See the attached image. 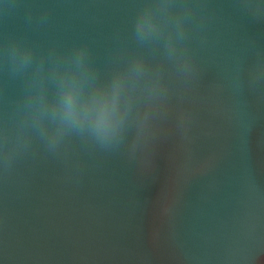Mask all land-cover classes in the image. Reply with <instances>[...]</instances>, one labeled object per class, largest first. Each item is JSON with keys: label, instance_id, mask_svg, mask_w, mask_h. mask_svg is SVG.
<instances>
[{"label": "water", "instance_id": "95a60500", "mask_svg": "<svg viewBox=\"0 0 264 264\" xmlns=\"http://www.w3.org/2000/svg\"><path fill=\"white\" fill-rule=\"evenodd\" d=\"M140 4L0 0V53L12 37L41 49L87 42L108 71L118 48L135 49ZM200 6L195 75L172 78L168 118L135 159L128 145L76 146L71 160L36 148L0 169V264H264V13L242 0ZM22 88L0 56V126Z\"/></svg>", "mask_w": 264, "mask_h": 264}, {"label": "clouds", "instance_id": "9594fccd", "mask_svg": "<svg viewBox=\"0 0 264 264\" xmlns=\"http://www.w3.org/2000/svg\"><path fill=\"white\" fill-rule=\"evenodd\" d=\"M242 4L257 17L264 13V0ZM207 19L200 0H141L130 30L135 49L118 48L108 71L87 42L41 49L9 38L0 56L23 88L0 126V169L9 173L36 148L71 160L76 146L112 152L128 145L135 159L138 150L155 142L168 118L172 78L187 83L195 75L191 34ZM40 20L46 22V14ZM256 78L264 79V65L256 69ZM190 119V109L182 108L178 126Z\"/></svg>", "mask_w": 264, "mask_h": 264}]
</instances>
